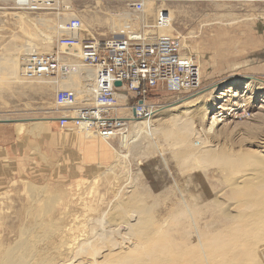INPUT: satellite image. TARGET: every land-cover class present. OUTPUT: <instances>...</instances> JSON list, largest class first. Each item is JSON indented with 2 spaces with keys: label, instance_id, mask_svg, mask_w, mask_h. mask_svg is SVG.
Wrapping results in <instances>:
<instances>
[{
  "label": "rangeland",
  "instance_id": "374dc122",
  "mask_svg": "<svg viewBox=\"0 0 264 264\" xmlns=\"http://www.w3.org/2000/svg\"><path fill=\"white\" fill-rule=\"evenodd\" d=\"M72 1L66 2L68 7L63 8L60 16H54L55 6L33 12L13 3H0V55L9 43L21 44L48 33L50 24L68 34L67 24L72 18L80 19L86 29L78 32L80 44L86 45L87 52H96L110 40L130 36L116 35L111 27L126 11L133 16L145 13V30L151 38L160 34L180 38L184 53L195 59L196 68L180 91L167 90L152 98L161 106L155 116L143 120L152 118L154 127L149 131L144 128L131 144L135 148L130 146L132 153L146 149V157L138 153L132 160L131 155L125 157L128 149H123L125 162L110 167L115 158L113 149L121 151V140H107L113 148L103 155L96 149L98 139L93 137L96 141L88 142L85 137L88 135L67 132L59 127L56 119L61 115L55 105L57 90H70L79 101L88 94L91 97L88 83L83 80L88 71L84 70L80 77H70L69 73L57 79L33 80L23 87L8 82V69L0 63V125L13 124L4 123L5 119H48L43 120L44 133L40 136L37 125H16L13 152L0 150V264H28L30 259L34 264H47L51 260L64 262L70 245L88 230L87 219L115 206L118 188L133 181L137 182L138 189L144 187L143 194L147 191L153 194L146 200L148 205L173 206L179 196L178 189L195 195L197 182L206 177L217 199L224 206H230L222 197L228 191L225 176L236 180L241 174H226L212 165L204 166L202 171L192 170L194 160L183 165L175 158V142L165 136V131L177 129L175 121L193 122L200 137L216 153L223 150H234L231 153L239 155L255 153L264 160V1H149L142 13L131 10L125 1ZM87 6L98 14L76 13V9L82 11ZM158 15L165 19L160 28ZM25 16L30 20L22 19ZM54 40L52 52L58 39ZM29 53L32 52H18L13 56L20 74L23 58ZM249 77L256 78L263 86L259 83L249 86L245 82ZM58 80L61 82L57 83ZM50 84L56 89L52 93L48 92ZM189 101H194L192 107L186 104ZM214 116L222 122L209 133ZM45 134L52 137L49 140L53 139L52 143L47 142ZM83 139L90 155L97 156V162L85 158ZM191 144L192 148L200 147L196 139ZM252 167L244 169L250 171ZM188 180L195 184H189Z\"/></svg>",
  "mask_w": 264,
  "mask_h": 264
},
{
  "label": "bare ground",
  "instance_id": "6f19581e",
  "mask_svg": "<svg viewBox=\"0 0 264 264\" xmlns=\"http://www.w3.org/2000/svg\"><path fill=\"white\" fill-rule=\"evenodd\" d=\"M17 1H19V4H17ZM50 1L54 2L52 6H55L57 10L55 14L53 13L54 16H60L64 12L63 8L68 7L66 2L72 0H63V2L62 0ZM89 1L101 3L124 0ZM145 1L146 3L142 12L145 11L149 1L160 3L168 1L200 2L205 0ZM214 1L220 2L221 0ZM243 1L248 3L256 2V0ZM30 2L31 0H0V3H13L14 5L20 6L23 10H26V8H23L22 5L29 4ZM71 3L74 2L72 1ZM77 12L98 14L97 12L91 11V9L89 10L88 6L82 11L76 9V13ZM144 14L133 16L125 11L119 16V18H121L119 21H116L114 25H110L116 35L122 36L124 34H129V37L143 35L145 39L152 40L153 38H151L145 30L146 19L143 17ZM22 19L29 21L30 17L25 16ZM138 28L140 29L139 31L137 30ZM59 29V26L50 24L48 33L46 34L42 33L39 37L34 36L33 39L21 44L15 43L11 46L9 43L4 46L0 55V60L8 69L6 76L10 79L8 81L10 84L13 83L14 86H23L35 82L33 80H39L25 78L23 76V70L22 74H20L18 72L17 61H15L16 59L13 56L18 52H35L38 54H48L52 52V47L55 44L54 38L59 40L62 36L67 34ZM141 29H144V32ZM85 30L86 29H83V26H81L79 32L82 31L83 33ZM85 46L84 44H80V46H78V51L84 50L87 52L88 50H86V48L84 49ZM25 58H23L22 67L24 66ZM60 58L63 63L68 61V65H73L74 63L77 65L80 64L78 55L72 56L69 53L66 54L64 50L60 51ZM84 70L88 71V73H86V78L83 80L90 84L89 82L94 77V72L92 70L81 67L78 71L70 72L69 75L70 77H80L81 74L84 73ZM18 76H20V78H18ZM60 82L61 80L57 81V83ZM245 82L249 86L254 85L252 83H259L254 77L245 78ZM259 86H263V84L259 83ZM193 103L194 101H189L186 104L192 107ZM153 116H155V113L149 117ZM151 119L152 118H149L145 121L138 120L130 123L128 135L120 141L121 151L113 149L115 158L111 162L110 167L125 162L124 156L122 155L123 149H128V154L125 157L128 156L129 158L130 155L132 157L138 153L146 157V149L132 153L131 144L134 143L135 139L144 128L149 131L154 127ZM220 122H222V120L214 116L208 132L211 133L214 126ZM173 123L177 129L165 131V136L175 142L174 145L177 147V150H175L176 148L174 149L175 158L180 160L183 165H189L191 161L194 160L195 166H191L192 168L189 167V169L202 171L206 168L204 166L212 165L220 167L226 174H241V177L236 180H233L231 177H226L227 175L225 176V184H228V187H226L228 191H225L222 197L225 198L227 203H230V206H228L229 208L224 206L221 200L217 199L214 194L216 191L213 186L206 182V177H203L205 178V182L203 180L198 183L197 179H199V176L195 179L197 180L195 195H191V193H188V191L183 188L181 190L177 188L180 197L178 196L172 203L173 206L148 205L146 200L153 194H150L149 191L143 194L145 190L144 187L141 186V188L138 189L139 186L136 185L137 182L135 183L133 181L127 185L125 184L126 187L120 186L121 188H118L115 196L117 199L115 206L111 207L108 211H102L101 214L96 217L87 219V224L85 225L88 230L70 245L68 248V256L65 258L64 262L51 260V262L47 264H264V160L258 154L239 155L238 153H231L234 151L231 149V152L223 150L220 153H216L214 148L212 149V145L210 146L207 141L200 137L197 129H195L196 127L192 124L193 122L175 121ZM155 132L156 131L153 133ZM85 137L88 142L95 140L90 136ZM192 139L198 140L199 145L197 146H200L199 148L197 147L198 149L191 147ZM97 142L96 149L102 152L103 155H107L110 148H113L107 140L98 139ZM194 143L196 144V141ZM138 145H136V147H138ZM195 149L199 151V155L197 151H194ZM220 150H222V148ZM148 155L149 154H147V156ZM165 158L167 157L165 156ZM133 159L132 157V160ZM150 161L152 160L150 159ZM128 165L131 164L129 163ZM250 165L254 166L250 171L249 169H244V167ZM111 169L112 168L109 170ZM123 181L124 180L121 179V182ZM181 181L182 180H180V182ZM188 181L189 184H195L193 180ZM166 184L167 183H165V185ZM221 184L223 185L224 183ZM185 185H187L186 182ZM152 199L156 198L154 197ZM1 252H4L2 248ZM27 263L34 264L31 259Z\"/></svg>",
  "mask_w": 264,
  "mask_h": 264
},
{
  "label": "built area",
  "instance_id": "2783aa9c",
  "mask_svg": "<svg viewBox=\"0 0 264 264\" xmlns=\"http://www.w3.org/2000/svg\"><path fill=\"white\" fill-rule=\"evenodd\" d=\"M124 1L136 12H142L146 3L145 0ZM53 3L31 0L22 6L36 12ZM164 20L158 15L159 28ZM81 26L80 19L72 18L67 24L69 34L57 41L52 53H29L23 66V76L30 80L57 79L81 67L94 72L87 87L91 97L87 93L88 97L79 101L70 90L56 91V111L61 114L58 124L64 130L100 140H121L128 135L133 120H143L158 112L161 105L154 103L152 98L163 91H180L196 68L195 59L184 53L180 38L161 34L153 36L152 40L143 35L113 39L96 52L78 51ZM62 50L72 56L78 55L80 64L63 63ZM117 82L121 86H116Z\"/></svg>",
  "mask_w": 264,
  "mask_h": 264
},
{
  "label": "crops",
  "instance_id": "0c3cea01",
  "mask_svg": "<svg viewBox=\"0 0 264 264\" xmlns=\"http://www.w3.org/2000/svg\"><path fill=\"white\" fill-rule=\"evenodd\" d=\"M0 63H2L1 60H0ZM2 65H3V63H2ZM49 87H48V90H49L48 92L52 93L53 90L55 89V87L52 84H50ZM46 113L49 114L48 112H46ZM55 116H54V118H55ZM60 116L61 115H58L57 116L58 118H56V119H59ZM43 120H48V119H29V120H22V119L11 120V119H5L4 121H11V122H7V123H13V124L0 125V133L4 132L2 135H0V150L3 149V151H5L6 153L13 152V141H14V138H15V135H14V132L13 131H14V128H15L16 125H20V124H22L23 126L26 125V124H29V125L32 124L31 126L37 125V126L40 127V132L37 135H39V136L42 135L44 133L43 132V128H44V125H43L44 122H43ZM17 123H19V124H17ZM46 123H50V121L49 122L47 121ZM67 132H73V131H67ZM44 137L46 138L47 142H49V143L50 142L51 143L53 142V139L51 141H49L52 138L51 136L45 134ZM82 143H83L82 146L84 148L85 158L87 160H94L95 162H97V156L90 155V153L88 151V148H87V142H86V140L83 139ZM106 161H108V160H106ZM106 161H104V162H106ZM0 164L2 165V163H0Z\"/></svg>",
  "mask_w": 264,
  "mask_h": 264
},
{
  "label": "water",
  "instance_id": "95a60500",
  "mask_svg": "<svg viewBox=\"0 0 264 264\" xmlns=\"http://www.w3.org/2000/svg\"><path fill=\"white\" fill-rule=\"evenodd\" d=\"M249 78H252V77H249ZM116 86H121V83L120 82H117L116 83ZM2 122V121H1ZM4 122H11V121H4Z\"/></svg>",
  "mask_w": 264,
  "mask_h": 264
}]
</instances>
